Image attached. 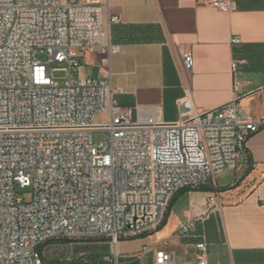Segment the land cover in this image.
<instances>
[{"label":"built area","instance_id":"2783aa9c","mask_svg":"<svg viewBox=\"0 0 264 264\" xmlns=\"http://www.w3.org/2000/svg\"><path fill=\"white\" fill-rule=\"evenodd\" d=\"M210 3L236 9L232 0ZM118 20L105 23L100 0H0V264H46L41 249L54 241L109 240L114 254L105 260L114 261L120 242L163 227L176 195L239 171L247 141L264 128V116L250 117L236 101L196 109L190 85L177 121H134L114 100L110 71L82 74L88 50L104 66L119 52L107 31ZM193 64L182 57L187 74ZM53 72L65 74L63 85ZM27 188L29 201L18 196ZM221 207L215 190L198 218ZM195 223L182 222L178 235ZM196 248L185 264H208L207 244ZM155 256L173 264L167 251Z\"/></svg>","mask_w":264,"mask_h":264},{"label":"crops","instance_id":"0c3cea01","mask_svg":"<svg viewBox=\"0 0 264 264\" xmlns=\"http://www.w3.org/2000/svg\"><path fill=\"white\" fill-rule=\"evenodd\" d=\"M100 1L105 23L119 18L107 26L119 52L104 66L97 50H88L82 74L110 71L114 100L134 121H177V101L189 85L200 111L236 101L250 117L264 116V0H232L236 9L228 13L211 0ZM235 38L241 42L232 43ZM186 54L194 61L190 74L182 66ZM208 187L218 191L222 207L207 220L198 216L209 193L183 192L161 229L119 243L113 264H155L160 250L173 256V264H185L196 260L201 242L208 264H264V128L247 141L242 168ZM190 218L196 219L193 231L179 236V225Z\"/></svg>","mask_w":264,"mask_h":264},{"label":"rangeland","instance_id":"374dc122","mask_svg":"<svg viewBox=\"0 0 264 264\" xmlns=\"http://www.w3.org/2000/svg\"><path fill=\"white\" fill-rule=\"evenodd\" d=\"M41 61H46V56L39 57ZM62 65L54 63L52 68H60ZM65 74L62 72H53V78L60 85L65 83ZM101 137L99 134H94V139L99 140ZM209 186V185H208ZM18 196L26 201H29L32 197V189H18ZM106 240L99 241H54L46 244L42 247L43 257L46 264H59L60 261L69 258H85L89 254H114V249L111 244Z\"/></svg>","mask_w":264,"mask_h":264},{"label":"trees","instance_id":"16d2710c","mask_svg":"<svg viewBox=\"0 0 264 264\" xmlns=\"http://www.w3.org/2000/svg\"><path fill=\"white\" fill-rule=\"evenodd\" d=\"M198 191H204V192H208L209 194L212 193V192H215L214 189H211L208 187V185L204 186V187H201L199 189H197ZM183 192H186V191H183ZM181 192V193H183ZM179 193L178 195H176L174 197V199L172 200V203L169 207V211L175 201V199L181 194ZM168 211V213H169ZM42 251V249H41ZM107 256L105 254H89L87 255V257H83V258H69V259H66V260H63V261H60L59 264H113V260L111 261H107L105 260Z\"/></svg>","mask_w":264,"mask_h":264}]
</instances>
